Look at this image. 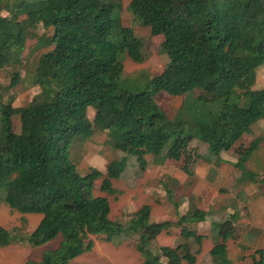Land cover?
Wrapping results in <instances>:
<instances>
[{
  "label": "trees",
  "instance_id": "1",
  "mask_svg": "<svg viewBox=\"0 0 264 264\" xmlns=\"http://www.w3.org/2000/svg\"><path fill=\"white\" fill-rule=\"evenodd\" d=\"M2 2L0 71L8 66L20 68L28 61L22 53L37 26L51 31L33 35L35 45L29 51L33 57L47 49L40 53L33 71H26L39 93L22 107L3 103L0 96V203L20 214H40L42 219L29 235L0 228V246L20 242L33 248L60 235L57 249L44 252L39 262L24 264H70L92 251V236L114 242L136 235L138 264H172L168 261L173 260L195 264L187 245L164 246L158 253L151 249L156 237L171 226L150 222L149 206L127 226L112 221L107 198L93 191L102 173L91 168L80 174L70 157L71 147L75 138L85 139L91 131L93 124L86 113L92 108L94 122L109 126L110 142L122 153L135 149L158 157L166 149L160 160L178 162L196 139L216 157L223 151L243 149L236 152L240 158L234 165L242 170L241 164L259 143L248 133L253 139L244 147L242 138L255 122L264 120V89H252L255 70L264 65V0H130L131 17L148 27L151 35L162 36L160 50L168 59L162 72L147 79L139 92L120 86L124 58L135 64L145 59L141 39L121 25L119 3ZM21 82L19 71H14L2 89L9 92ZM161 92L185 96L186 106L198 105L200 110L170 118L155 101ZM215 102L220 103L219 110L208 122L204 107ZM14 115L19 118V133L11 130ZM189 119L194 132L186 131ZM137 160L142 168L144 161ZM125 162L123 157L108 164L101 192L116 193L111 180L119 177ZM205 216L195 210L178 219L180 235L195 238L199 247L203 238L186 224L202 222ZM235 217L232 214L213 225L218 240L209 255L215 264H227L226 242L235 239ZM255 254L258 258L253 263L264 264L262 251Z\"/></svg>",
  "mask_w": 264,
  "mask_h": 264
},
{
  "label": "rangeland",
  "instance_id": "2",
  "mask_svg": "<svg viewBox=\"0 0 264 264\" xmlns=\"http://www.w3.org/2000/svg\"><path fill=\"white\" fill-rule=\"evenodd\" d=\"M107 1L119 3L121 25L123 27L131 28L135 36L141 39L143 43L145 60L141 64H135L127 57L124 58V73L120 82L121 88L132 92H139L146 87V81H148L147 79H150L151 77L161 73L168 62L166 55L162 54L160 50V45L163 41V38L162 36L151 35L150 29L148 27L142 26L133 20L130 12L127 9L130 0ZM5 2L13 4L15 3V0H3L2 3ZM1 15L6 16L7 12L2 10ZM50 31L51 29H44L39 25L31 33H33V35H41L50 34ZM33 35L30 34L29 38L26 40V47L22 53V57H28V61L20 68L17 66H8L4 70L0 71L1 101L3 103L10 101L13 107L25 106L31 101L33 96L38 94L40 91L38 86H34L32 84V79H30V76L26 71H33L40 53L45 52L47 49L40 50L33 57L29 56V51H31L35 45V37ZM14 71H19L22 82L16 88L10 90L9 92H5L3 91L2 87L9 83L11 73ZM199 93L200 91L196 90L195 95H198ZM155 101L170 118H174L178 112V115L182 114V117H188V115L191 116V114H193L191 112H199L200 110V106L198 105L186 106L185 96L172 97L164 92H161L155 96ZM219 106L220 103L215 102L210 104L209 107H204L205 112L208 113V122H210L212 117L216 115L217 111L219 110ZM86 115L89 121L93 124L91 131L86 133L85 139L82 138L83 136L74 139V143L71 147L70 157L80 174L83 175L89 172V169L91 168L102 173V177L94 181L93 191L95 196H103L107 198L110 205V219L127 226L129 220L132 218H139L143 207L147 205L150 208V222L168 223L169 226H171L168 231H162L152 243L151 249L155 253H158L159 248L164 246L176 247L178 245H187L189 247V253L195 255V264H215V261L210 257L207 250L204 248V245L207 244L206 239L209 235L208 226L203 224L204 222H190L186 224L188 229L196 231L197 235H200L203 238V246L201 245L199 247L195 241V238L185 239L180 235V228L178 224V219L181 216L190 215L195 210L201 211L205 215L207 213L202 207L203 203L200 204L201 207L199 208H197L195 205L198 204L200 198L194 202V196H189L188 194L190 193L189 186L192 183H196V178L202 176L203 173H201V170H204V166L206 164H217L218 159L214 158L215 155L209 153L207 145L196 139L192 140L189 145L188 152L186 153V157L182 158L181 161L178 162H166L160 160V155H163L166 149H164L158 157L155 156L154 153H146L145 151L135 149L131 150V152L128 150V153H122L114 149L111 144L112 142H110V138L108 137L109 126L106 123L102 124L101 122H96V125L94 122L96 120L95 111L92 113L87 112ZM11 123L12 132L19 133L20 124L18 116H12ZM191 124L192 122L189 119L186 131L194 132V129L191 128ZM248 133L253 134L251 127L249 132L245 134L247 137L242 138L243 141L245 139L244 147H246V145L251 140L250 137H248ZM242 150L223 151L221 152L220 156L224 154L225 158L230 160L235 159L233 168L239 170L242 176L248 177L247 174L250 173L246 172L244 166L251 154L246 159V161L241 164L243 166L242 170L234 166L240 158H238L236 152H242ZM123 157L126 159V166L124 170L121 172L118 178H113L111 180L112 188L116 191V193L114 195H110L101 192L100 186L105 174L107 173L106 168L108 164L112 161H119ZM138 158H141L144 161L142 168L138 163ZM158 165H162L169 171L176 169V171L180 172L186 179L185 187H175L173 182L167 181L166 176L157 178L155 175V169ZM184 169H187L189 172H186ZM206 175L208 176V174ZM250 179L251 178H249V180ZM245 182H247V180H245ZM222 188L220 186V193L222 192ZM202 195L204 197V193H202ZM160 200L165 202L164 205L160 203ZM2 203L3 202L0 204ZM222 214L223 213H220L216 216V218L220 219L221 222L232 215H229L228 213L224 217H221ZM233 214H236V212ZM0 219H2L1 215ZM16 224L22 235H29L31 233L29 231L30 233L27 232L24 234V221L17 220ZM137 238L138 237L136 235H128L123 236L114 242H103L101 239L92 236L95 244L92 251L90 252L97 261V258L101 259L100 264H138L141 261V257L135 250ZM233 245L234 244L231 242H228L227 244L228 257L233 261L232 264H242L238 258L240 259L243 257L237 256L236 248H234ZM85 254L86 253H83L82 255L78 256L72 260L70 264H73L76 260L84 258ZM162 261L167 263V260L163 257ZM168 263L187 264L185 261L176 263L174 260L170 262L168 261Z\"/></svg>",
  "mask_w": 264,
  "mask_h": 264
},
{
  "label": "crops",
  "instance_id": "3",
  "mask_svg": "<svg viewBox=\"0 0 264 264\" xmlns=\"http://www.w3.org/2000/svg\"><path fill=\"white\" fill-rule=\"evenodd\" d=\"M252 89H264V65L256 68ZM87 112L92 113L94 110L88 108ZM251 130L254 138L259 139V144L248 158L244 167L246 172L254 174L256 178L253 179L254 181L249 180V177L242 176L239 170L233 168L235 159L230 160L222 154L218 157L214 156V158L218 159L217 164H206L204 170H201L202 176L195 177L196 183H192L189 186L190 193L188 194L189 196H194L193 201L196 202L200 198V203L195 204L196 207H201L200 204L203 203L202 207L207 212L205 216L206 221L202 222L209 229L207 238L209 240L206 239L207 244L204 245L208 254L218 240L216 238L217 231L213 228V225L221 221L216 216L223 213L221 217H224L228 213L231 215L236 212L234 222L236 229L235 239H230L226 242L225 259L227 264L233 263L228 257V242L234 244L237 256L243 257L238 258L242 264H254V259L258 258L255 251L258 250L262 251L264 263V120L255 122L251 126ZM243 137L247 136L244 135ZM248 137L251 140L253 139L252 136ZM155 170L157 178L166 176L167 181L173 182L175 187H185L186 179L176 169L169 171L162 165H158ZM220 186L221 188L223 187L221 193L219 192ZM202 193H204V197ZM160 203L164 205L165 202L160 200ZM0 215L2 217L0 219V228L8 231L18 229L16 222L17 220H21L25 223L23 227L24 234L32 232L42 219V215L40 214H20L10 209L5 203L0 204ZM60 241L61 236L58 235L54 240L33 248L22 243H12L4 247L0 246V264H24L27 261L39 262L44 252L57 249ZM201 245L203 246V243ZM94 258L91 252L86 253L84 258L76 260L73 264L101 263L100 258H97L98 261ZM162 262L165 263V261Z\"/></svg>",
  "mask_w": 264,
  "mask_h": 264
}]
</instances>
